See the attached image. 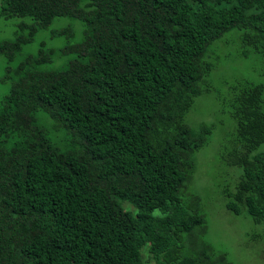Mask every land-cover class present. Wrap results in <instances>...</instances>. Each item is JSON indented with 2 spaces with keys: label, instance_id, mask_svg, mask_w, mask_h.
I'll return each mask as SVG.
<instances>
[{
  "label": "trees",
  "instance_id": "trees-1",
  "mask_svg": "<svg viewBox=\"0 0 264 264\" xmlns=\"http://www.w3.org/2000/svg\"><path fill=\"white\" fill-rule=\"evenodd\" d=\"M58 16L82 26L51 31L67 60L44 67L41 44L0 77V264H232L187 190L212 126L183 118L225 33L242 30L264 77V0H0L1 20H30L0 57ZM217 99L235 122L222 206L264 235V84Z\"/></svg>",
  "mask_w": 264,
  "mask_h": 264
},
{
  "label": "rangeland",
  "instance_id": "rangeland-1",
  "mask_svg": "<svg viewBox=\"0 0 264 264\" xmlns=\"http://www.w3.org/2000/svg\"><path fill=\"white\" fill-rule=\"evenodd\" d=\"M19 21L30 23L24 17L6 21L0 19V39L12 37L15 24ZM63 25L72 27L73 41H78L81 22L58 16L48 26L37 30L31 41L23 44L11 61L5 62L0 57V77L6 66L12 67L24 56L35 53L41 44L55 52L51 63L44 67L59 66L67 60V55L58 54V50L65 44L63 38L51 33ZM237 31L239 34L242 32L231 30L219 42L214 41L210 46L211 54L208 59L214 67L205 77L210 91L195 97L183 118L191 127L200 122L212 126L208 142L193 153L194 169L187 190L196 192L200 197L201 210L207 221L206 238L215 250L224 252L232 264H264V235L260 226L247 217L231 214L222 206L221 192L226 183L231 184L233 181V170L228 169L226 153L234 148L235 122L228 114L229 107L225 100L217 98L232 89L236 90L245 82L264 84V77L260 74V59L249 45L242 43ZM122 204L125 209L132 210L127 202ZM141 255L146 264H152L153 261L147 257L145 250Z\"/></svg>",
  "mask_w": 264,
  "mask_h": 264
}]
</instances>
